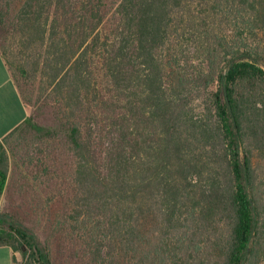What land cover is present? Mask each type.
<instances>
[{"label":"trees","instance_id":"trees-1","mask_svg":"<svg viewBox=\"0 0 264 264\" xmlns=\"http://www.w3.org/2000/svg\"><path fill=\"white\" fill-rule=\"evenodd\" d=\"M8 1L0 36L12 24L20 76L42 74L50 137L63 132L74 159L71 219L86 229L85 262L263 264L260 47L225 48L200 95L201 76L178 69L172 45L184 0H24L11 24ZM236 1L264 32V0ZM19 127L37 131L40 121L31 115ZM63 245L0 214V246L22 264H70Z\"/></svg>","mask_w":264,"mask_h":264},{"label":"rangeland","instance_id":"rangeland-1","mask_svg":"<svg viewBox=\"0 0 264 264\" xmlns=\"http://www.w3.org/2000/svg\"><path fill=\"white\" fill-rule=\"evenodd\" d=\"M8 2L0 0V7H6ZM10 2L8 14L11 24L15 22L24 0ZM184 2L182 19L172 45L176 49L178 69L184 70L186 75L201 76L200 95L205 94V79H213L223 68L225 48L260 47L264 56V32L255 30L248 23L251 21L248 9L236 0ZM11 25L6 27L8 33L5 38L0 36V46L7 53L10 70L26 100L30 116H37L40 127L37 131L19 127L0 143V163L4 161L1 169L8 177L6 189L0 194V214H17L19 221L28 229L37 231L42 241L54 242L57 246L63 243L61 254L64 261L69 259L70 264H88L80 247L86 240L83 233L86 229L81 227V221L78 226L71 219L72 201L77 193L74 159L67 150L63 132L50 137L54 122L47 108L49 105L44 104L43 107L42 104L46 86L42 74L31 77L28 82L20 76L19 67L24 55L19 36ZM201 101H196L198 106ZM256 168L260 177V195L264 196V158L261 156L256 159ZM19 256L20 260L14 264L23 263L21 253ZM196 263L211 262L201 257Z\"/></svg>","mask_w":264,"mask_h":264},{"label":"crops","instance_id":"crops-1","mask_svg":"<svg viewBox=\"0 0 264 264\" xmlns=\"http://www.w3.org/2000/svg\"><path fill=\"white\" fill-rule=\"evenodd\" d=\"M29 116L30 110L10 70L7 53L0 46V143ZM15 260H20L18 252L10 246H0V264H14Z\"/></svg>","mask_w":264,"mask_h":264}]
</instances>
